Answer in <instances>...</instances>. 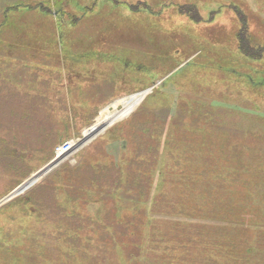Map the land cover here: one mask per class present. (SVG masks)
I'll use <instances>...</instances> for the list:
<instances>
[{"label":"rangeland","instance_id":"rangeland-1","mask_svg":"<svg viewBox=\"0 0 264 264\" xmlns=\"http://www.w3.org/2000/svg\"><path fill=\"white\" fill-rule=\"evenodd\" d=\"M23 1L27 0H0V23L5 18L8 6H15L14 4ZM43 2L44 5L41 6L49 11L48 17L38 13H23L25 10L21 8H25V2L19 8L20 14L10 15V19L14 18L11 22H15L20 28L15 30L11 24L2 28L0 61L9 63L11 70L20 69L22 74L26 75L22 81L25 91L31 94V99L33 95L45 91L46 99H40L39 103L45 108L48 107L59 138L50 150L44 153L20 149L27 157V173H9L7 167L0 163V201L48 167L55 160L54 150L59 143H78L84 132L94 125L101 111L123 98L143 91L149 93L130 115L118 121L90 144L72 152L47 177L0 206L1 210H7L5 206L15 203L18 199L28 202V198L40 184L52 185L55 175L63 173L65 168L72 170L79 165L86 168L87 162L91 163L90 158L99 160L100 156L105 154L108 158L105 157L102 161L110 162L108 152L115 156L121 155L126 147L133 151L136 141L131 138V125L147 119L138 111L139 108L143 103H148L152 111L158 110V113H161L165 123L171 117L168 110L170 108L167 109L168 100L175 103L174 110L177 114L173 115L184 128L183 134L173 130L175 132L172 131L170 140L177 141L180 138L186 143V137L193 132L189 128L191 125L193 129L195 127V136L200 130L204 129V134H207L216 129L223 140L227 137V143H241L242 147L248 143V151L244 150L241 158L247 160L250 155V165L246 168L255 173L252 174L254 183L251 186L254 190L257 188L264 192V53L260 59H253L240 49L243 46L241 39L251 40L254 44L264 47V0ZM12 81L16 84V77ZM178 98L187 104H181ZM213 103L215 110L210 107ZM189 104L201 109L199 113L205 114L206 118L190 113L187 107ZM230 107L237 110L231 112ZM149 120L153 122V119ZM144 133L142 130L138 132L142 137ZM239 139L244 144L238 142ZM145 140L150 143L149 137ZM166 140L168 145L169 138ZM201 140L194 139V143H190L202 148L204 144ZM160 142L159 140L153 144L159 146ZM165 142L162 141L158 161L154 162L149 170V181L153 176V185H160L158 194L160 191L170 192L167 189L168 175L162 181L163 186L159 181L164 178L162 174L170 172L177 161V155L169 154L167 150L172 149L166 147ZM37 145L34 143V146ZM124 153L123 156H126ZM86 171H90L89 167ZM86 171L83 170L82 174H86ZM104 172L107 173V170H103L99 175L103 173L104 176ZM103 176L99 178L101 182H108L106 187L101 188L92 184V181L86 185L81 176L68 184H61V189L56 190L52 201L42 196L38 200L41 205L31 206L27 203L32 211V218L20 216L22 223L30 226V242L33 238L41 242L43 240L49 251L43 255L44 260L40 262L37 254L29 263L28 256H24L22 264H144L138 260L144 256L147 243L150 245L154 241L156 231L168 236L166 245L172 246L176 256L180 257L175 262L160 259L159 264H203L200 263L201 260L194 262L196 258L201 257L200 247H193L194 244L190 249L185 247L195 258L186 262L185 253L180 251V243L175 241L180 231L182 235H191L188 231L194 228L195 224L192 222H195L196 218L187 220L184 216L181 218V213L158 211L152 206L144 205L141 207L143 210L137 211L136 207H140L138 203L141 202L134 199L139 198L138 193L126 192L130 188L124 183L117 187L116 191L113 190L112 199L113 195L109 194L107 186L109 182L112 184L116 174L110 175V179ZM48 188L49 186L45 187L47 190ZM154 189L156 190L155 187ZM75 191L85 199L74 210V215L79 216L72 218L71 213H66L68 228L77 231L73 235H78V243L70 242V238L63 240L64 250L70 252L69 257H66L56 249L58 244L52 239L51 233L54 232L56 221L65 217L62 208L72 206L68 193ZM258 194V206L251 211L261 220L264 219V193ZM48 201L53 204V208H61L59 210L63 213L57 209L55 213L52 208L48 209L51 207ZM116 202L117 207L120 205L119 209L115 207ZM19 207L13 208L12 215L16 216L19 212L22 214L26 210L22 206ZM251 208L252 206H249V209ZM150 218L152 219L148 222ZM260 222L264 223L262 220ZM1 224L12 226L10 233L6 234V237L11 239L18 225L16 219L10 218V214H2ZM0 233L3 235L1 230ZM116 233H124L126 237L114 236ZM111 235L118 240L119 245H112L110 248L106 245L108 247L104 249V243H112ZM25 242L30 243L27 240ZM133 256H139V259L134 260ZM4 258L5 255L1 252L0 264H5ZM8 259L9 264H14L12 256L9 255ZM152 262H155L153 257L149 264Z\"/></svg>","mask_w":264,"mask_h":264},{"label":"trees","instance_id":"trees-1","mask_svg":"<svg viewBox=\"0 0 264 264\" xmlns=\"http://www.w3.org/2000/svg\"><path fill=\"white\" fill-rule=\"evenodd\" d=\"M43 1L46 0H27L17 5L14 4L15 6H8V10L4 16L5 18L0 23V32L2 28H5V26H9L10 24L15 30L20 28L18 27V24L11 22L14 18L10 19V15L12 13H15V15L20 14L21 9L25 10L23 13H38L41 16L48 17L47 13L49 11L43 9L41 6L44 5ZM24 2L25 8L19 9ZM241 40L243 46L240 49L245 55L253 59H260L262 57L264 47L259 44H254L251 40V42L247 40L244 41L243 39ZM1 42L3 43L0 39V44ZM9 46H12V44H9ZM7 56L9 55L7 54ZM1 61L0 163L7 167L6 169L9 173L24 174L28 172V168H25L27 157L25 156L26 154L20 151L22 149L43 153L49 151L56 139L59 138V133L54 130V125L52 124L53 118L50 112L48 113V107L45 108V106H41L39 103L40 99H46L45 91L33 95V98L31 99V97H29L31 94H29L28 91H25L22 81L26 75L22 74L20 69L19 71L11 70L9 63L7 64V62ZM14 77H16L17 80L16 84L12 81ZM182 100L183 99L178 98V101H180L181 104H187L186 101L182 102ZM168 104L169 106L167 109L170 108L168 109L170 113L169 111L168 113L171 117L169 120L170 122L166 121L165 123H163L161 113H158V110L152 111L148 107V103H143L139 108L138 111L142 112V116L147 119H145L144 122H138L135 123V125H131L133 128L131 138L134 142L136 141L133 145L135 147L133 148V151L130 150V147H126L122 150L121 155L115 156L108 152L111 160L110 162L109 160L102 161L107 157L105 154L100 156L99 160L90 158L91 163H94V165L87 162L85 165L86 168H82L80 165L72 170H67L65 168L66 170L64 169L63 173L55 175L52 179V185L51 183L49 185L40 184L34 194L28 198V202L18 199L15 203L6 205L5 207H7V210H1V208L0 216L2 214L9 216L10 214V218H15L16 222H18V225L15 228L16 232L11 239H9L10 237H6V234L8 235V233H10V228L12 226H9L8 224L0 225V230L3 233V235L0 233V253L2 252L5 255L3 262L9 264L8 261L10 260L8 259V256L10 255L12 256L14 264H22L24 256H28L27 259L29 263L31 261L30 259L35 257V254L38 255V262H40V260H44L42 258L43 255L48 254L49 250L44 245L43 240L41 242L38 241L37 238L36 240L33 238L30 242L29 237L31 233L28 234L30 226L22 223L20 215L32 218V214H30L32 211L27 203H30L31 206H38V200L42 196H44V199L52 201L56 190L61 189L60 186L64 183L68 184L73 179H78V177L81 178V176H83L81 180L86 181V185H89L88 182L92 181V184L94 185H99L101 188L106 187V183L108 182H101L99 177L103 176V173L101 175L99 174L100 172H103V170H107V173L104 172V176H106V178L108 177L107 179H110V175L113 173L116 174L112 179V184L109 182L107 186L109 187V194L113 195L112 199L117 187H120L125 183V186L130 188V190L128 189L126 192L130 193V191H136L139 195V198L137 197L134 199L137 202H141L138 203L140 207H136V209H138L137 211H141V209L143 210L141 207L144 205V207L152 206V208L158 211L170 210L176 214L181 213V218L185 217L187 220L196 218L195 222H192L195 224L194 228L191 231H188L191 235H182L180 231V234L175 238V241L180 243V251L185 253L184 260H186V262L195 259L192 257L193 254L191 255L189 251L193 246L192 244H194L193 247L197 246L201 248V257L196 258V260H194L195 263L201 260L202 262L200 261V263L203 264H264V248H262L264 246V223L260 222L261 220L264 221V219L261 218L260 220V217L251 211L258 206V203L256 202V196L259 195L258 193L264 192L257 188L254 190L251 186V184L254 183L252 174L255 173L252 169L250 170V168H246L250 165V155H248L247 160L241 158L242 152H244V150L248 151V149H246L248 143L243 147L240 146L241 143L236 145L230 144V142L227 143V137L223 140L216 129V132L213 130L214 132H207V134H204L203 129L198 131L195 136V127L193 129L191 125L189 128H191L193 132L186 137L188 138L186 143L180 138L177 139V141L173 139L170 140V135L173 130H176V132L179 131L183 134L182 130H184V128L182 127L183 124L177 122V118L174 116L177 114V111L174 110L175 103L168 100ZM187 107H189L190 113L206 118L205 114L199 113L201 109L199 110L198 107H194L193 104H189ZM210 107L212 108L211 110L216 109L213 108L215 107L214 103L211 104ZM229 110L232 112L237 109L230 107ZM149 119H153V122ZM168 122L170 123L169 125H167ZM140 130L145 132L143 137L138 134ZM226 133L227 131L225 134ZM138 135L139 138L137 140L136 138ZM146 137L150 138V143L146 142ZM167 137L169 138L168 145V140H166L168 139ZM194 139H203L201 140L204 144L202 148H197L191 145L190 142L193 141L194 143ZM159 140L161 141L160 145L154 146L153 143L158 142ZM246 140L250 143L248 139ZM162 141L163 143L166 141V147L169 146V148L172 149L171 151L167 150L169 151V154L172 153L174 155L175 153L177 155V161L174 163L173 168L170 169V172L162 174L164 175V178L161 176L162 178L159 181L162 185V181L165 180V176L168 175L169 183H167V189H169L170 192L162 193V191H160L158 194L160 188L158 187L159 183L153 185V176L149 181V170L152 168L151 166L154 162L159 159ZM239 141L242 142L240 139L238 142ZM65 142L59 143L57 147ZM34 143H37L38 145L34 146ZM123 153L126 154V156H123ZM88 167L90 169L89 172L86 171ZM83 170L87 173L82 174ZM97 176L98 178H96ZM48 186V190L45 189V187ZM149 187V196H147L146 193H148L147 190ZM63 194L66 195L64 192ZM100 195L102 197V194ZM68 197L72 206L70 205L68 208H62L65 217L56 221L54 232L51 233L52 239L58 244L56 249L61 251L66 257H69L70 252L64 250L63 240L70 238V242L78 243V235H73L76 234L77 231L68 228V215L66 213H71V216H73L72 218L79 216L74 215V210L77 208V205H80L81 201L85 199L76 191L69 192ZM130 199L132 200L133 198ZM249 199L253 201H250ZM49 201L48 205L51 207L46 206L48 209L52 208V211L55 213L58 206L55 204L56 207L54 206L55 208H53V204H49ZM65 205L67 206V203H65ZM116 205L117 202L115 207H120L119 204L118 207ZM15 206H20L19 208L22 206V208L26 210L22 214L16 211L18 214L16 216L14 214L12 215ZM249 206H252V208L249 209ZM70 207L73 209H70ZM59 209L61 208L57 209L58 212H60ZM176 214L172 213V215ZM158 216L163 217L159 214ZM151 219L152 218L148 219V222ZM133 220H135L134 217ZM31 226L33 228V225ZM154 234L157 235L154 236V241H152L150 245L147 243L144 250V256H146H142L141 259H139V256H133L132 259H139L138 261L144 264H149L152 257L153 261L155 260L152 264H159L160 259L166 261L169 260L170 262H175L177 258L180 259V257L176 256L174 253V248L166 245L168 242V236H166V234L164 235V233L160 231H156ZM116 235L119 237H126L124 233H116L114 236ZM46 236L49 237L50 235L46 234ZM114 236L112 237L111 235L113 244L110 242L104 243V249L108 246L110 248L112 245H119L117 242L118 240H116ZM25 240L30 243H26ZM6 242L8 243L5 246L4 244ZM169 242L172 241L169 240ZM185 247L186 249L189 247V249L185 250ZM140 249L143 250L142 247ZM147 254H152V256H148ZM23 264H25V262ZM175 264L179 263L176 262Z\"/></svg>","mask_w":264,"mask_h":264},{"label":"bare ground","instance_id":"bare-ground-1","mask_svg":"<svg viewBox=\"0 0 264 264\" xmlns=\"http://www.w3.org/2000/svg\"><path fill=\"white\" fill-rule=\"evenodd\" d=\"M148 93L149 92H144L142 94H135L127 98H123L116 102L113 106L101 111L94 125L84 132V139L76 146L77 148H75V151L80 150L86 144H90L99 135L106 133L118 121L130 115L145 99ZM61 162L62 160H57L52 163L48 168L36 174V176H33L34 178L31 181L33 182L37 179L36 183H38L41 179L47 177L51 172H53Z\"/></svg>","mask_w":264,"mask_h":264},{"label":"water","instance_id":"water-1","mask_svg":"<svg viewBox=\"0 0 264 264\" xmlns=\"http://www.w3.org/2000/svg\"><path fill=\"white\" fill-rule=\"evenodd\" d=\"M144 92H149V91H143V92H141V93H139V94H142V93H144ZM84 139V136L78 141V143H76V145H75V148H77L76 146L82 141ZM57 160H60L61 161V159H55L53 162H51L49 165H48V167L52 164V163H54V162H56ZM48 167H46V168H48ZM45 168V169H46ZM44 169V170H45ZM42 172V171H41ZM34 177H31L29 180H27L26 182H24L23 184H21L18 188H16L10 195H8L7 197H5L4 199H2L1 201H0V206H2L3 204H5V203H7L8 201H10V200H12L13 198H15V197H17V196H19V195H21V194H23L25 191L24 190H27V189H29L30 187H32L34 184H36V180L37 179H35V181H31L32 179H33ZM19 190V191H18ZM13 196V197H12Z\"/></svg>","mask_w":264,"mask_h":264},{"label":"built area","instance_id":"built-area-1","mask_svg":"<svg viewBox=\"0 0 264 264\" xmlns=\"http://www.w3.org/2000/svg\"><path fill=\"white\" fill-rule=\"evenodd\" d=\"M74 151H75V143L72 141H67L56 148L55 159H61L63 161Z\"/></svg>","mask_w":264,"mask_h":264}]
</instances>
